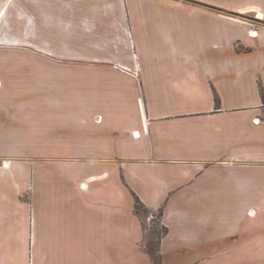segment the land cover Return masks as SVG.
<instances>
[{
    "label": "crops",
    "instance_id": "1",
    "mask_svg": "<svg viewBox=\"0 0 264 264\" xmlns=\"http://www.w3.org/2000/svg\"><path fill=\"white\" fill-rule=\"evenodd\" d=\"M262 93L264 0H0V264H152L133 194L160 264H264Z\"/></svg>",
    "mask_w": 264,
    "mask_h": 264
},
{
    "label": "trees",
    "instance_id": "2",
    "mask_svg": "<svg viewBox=\"0 0 264 264\" xmlns=\"http://www.w3.org/2000/svg\"><path fill=\"white\" fill-rule=\"evenodd\" d=\"M262 101L264 105V94L262 93ZM134 213L137 215L140 219H142V215L149 214L151 211L148 208L145 207V205L140 201V199L134 195ZM162 209H158L156 211V215H158L160 218L162 217ZM155 215V214H154ZM167 233V229L165 226L162 225L161 232L159 231H153L152 234L154 236L155 243L152 244L150 241H148L146 250L148 255L150 256V259L152 261V264H160V254H159V243L161 238Z\"/></svg>",
    "mask_w": 264,
    "mask_h": 264
},
{
    "label": "rangeland",
    "instance_id": "3",
    "mask_svg": "<svg viewBox=\"0 0 264 264\" xmlns=\"http://www.w3.org/2000/svg\"><path fill=\"white\" fill-rule=\"evenodd\" d=\"M11 2L7 5V7L5 9V11H7L8 15L14 11L15 6L17 4V1H14V3H11ZM85 10L86 9H83L81 12H78V10H76V12L78 15L83 16V14L85 13ZM239 17L243 18V16H239ZM258 18H259L258 15H256L255 17H245V19H247L253 23L261 22ZM2 166H3V164H2ZM142 220L144 222L146 232L148 233V241H150V243L154 244L155 240H154V236H153L152 232L154 230L161 232V227H162L161 218L158 215H156V211H155V212H151V213L146 214V215H142Z\"/></svg>",
    "mask_w": 264,
    "mask_h": 264
},
{
    "label": "built area",
    "instance_id": "4",
    "mask_svg": "<svg viewBox=\"0 0 264 264\" xmlns=\"http://www.w3.org/2000/svg\"><path fill=\"white\" fill-rule=\"evenodd\" d=\"M7 165V163H3V166H6Z\"/></svg>",
    "mask_w": 264,
    "mask_h": 264
},
{
    "label": "bare ground",
    "instance_id": "5",
    "mask_svg": "<svg viewBox=\"0 0 264 264\" xmlns=\"http://www.w3.org/2000/svg\"><path fill=\"white\" fill-rule=\"evenodd\" d=\"M258 16L260 17L261 15L258 13Z\"/></svg>",
    "mask_w": 264,
    "mask_h": 264
}]
</instances>
